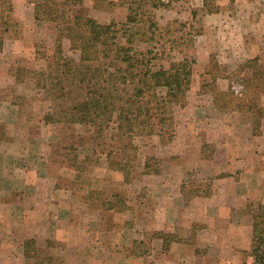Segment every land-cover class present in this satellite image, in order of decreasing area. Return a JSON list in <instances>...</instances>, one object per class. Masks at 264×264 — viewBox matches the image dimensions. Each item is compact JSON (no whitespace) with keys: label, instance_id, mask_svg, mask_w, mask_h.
Masks as SVG:
<instances>
[{"label":"rangeland","instance_id":"1","mask_svg":"<svg viewBox=\"0 0 264 264\" xmlns=\"http://www.w3.org/2000/svg\"><path fill=\"white\" fill-rule=\"evenodd\" d=\"M137 1L84 0L77 8L101 22L126 19L131 11L136 12L138 18L143 19L140 26L146 36L152 35L149 23L155 22L158 26L155 39L139 43L140 47L153 46L154 52L165 62L171 57L179 60L184 56L193 60V80L185 101L169 106L176 126L174 140H171L173 146L170 141H162L156 132H142L133 136L134 148L124 149L128 137L118 135L116 122L101 130L99 124L46 121L48 112L68 104L67 97L55 96L60 92L57 77L48 74L45 80L54 91L43 85L44 80L38 83L43 76L39 72L49 71L48 63L55 53L56 24L37 20L32 0H12V25L0 47V176L10 168L2 151L4 139L34 140L32 152L45 158L40 161L48 163L58 188L72 190L69 207L76 213L72 220L79 219V223L70 226L72 233L80 229L89 233V228L92 231L94 225L90 227V224L95 217L105 221L95 233H108L105 230L111 229L112 221L126 212H138V199L134 202L127 189L117 191L115 188L120 185H129V190H139L141 198L150 195V199L160 195L162 183H193L198 185L196 190H206L220 171L219 164L229 147L226 140L212 139L228 140L230 135L237 134L253 135L262 140L264 136V81L263 90L255 88L249 96L257 104L252 110H233L235 101L229 103L228 110L219 108L211 89L214 84L217 89L231 88L239 94L246 89L243 76L254 73L252 66L242 70L244 63L258 56V67L264 68V0H216L220 5L218 12L199 10L196 14L193 11L202 7L203 0H173L169 6H154L155 0H147L140 6ZM63 48L66 58L79 60L80 52L72 47L69 39L63 40ZM212 68L217 74L215 83L212 82ZM74 90L80 95L86 91L85 88ZM259 108L261 116L256 115ZM112 149L114 159L127 153L131 164L127 179L122 171L113 168L112 159L107 155ZM177 150L182 151L174 153ZM151 156L155 157L150 160L152 168L160 167V173L144 171V164ZM26 163L30 169L43 167L36 160ZM200 191L196 194L187 191L184 197L204 195ZM4 197L0 205V264H64L68 258L52 253L61 251V241L26 238L22 224L15 222L8 213ZM143 203L147 207V201ZM259 203L262 201L251 200L248 211L256 213ZM197 227L205 228L202 223ZM23 239L25 244L30 239L35 240L27 247L26 258L18 254ZM251 242L248 241L249 248ZM138 248L142 251L144 245H138L136 252Z\"/></svg>","mask_w":264,"mask_h":264},{"label":"crops","instance_id":"2","mask_svg":"<svg viewBox=\"0 0 264 264\" xmlns=\"http://www.w3.org/2000/svg\"><path fill=\"white\" fill-rule=\"evenodd\" d=\"M257 139L237 134L228 140L212 139L226 140L229 147L219 164L220 171L206 190H196L198 185L193 183H162L160 195L150 199V195L141 198L140 191L129 190V185L116 187L117 191L132 193L140 208L112 221L111 229L105 230L108 233H95L105 224L96 217L90 224L96 231L92 233L89 228V233L82 229L72 233L70 226L79 219L72 220L76 213L69 207L71 188H58L48 163L40 161L45 158L32 152L34 140L4 139L2 151L10 168L0 176V205L5 196L8 213L22 224L26 238L60 240L61 251L52 253L68 258L64 264H257L248 244L253 237L254 213L247 208L251 200L264 204V136ZM28 160H36L43 167L30 169ZM187 191L204 195L185 199ZM198 223L205 228L199 229ZM119 229L122 232H114ZM21 243L18 254L26 258L25 240ZM138 245L144 248L136 252Z\"/></svg>","mask_w":264,"mask_h":264},{"label":"trees","instance_id":"3","mask_svg":"<svg viewBox=\"0 0 264 264\" xmlns=\"http://www.w3.org/2000/svg\"><path fill=\"white\" fill-rule=\"evenodd\" d=\"M173 0H155L154 6H169ZM34 15L37 20H46L56 24L57 37L53 59L48 63L49 71L39 72L43 75L38 83L48 74L57 77L59 97H67L68 104L48 112L46 121H65L99 124L100 129L116 122L119 136L127 135L124 149L134 148L132 138L142 132L160 135L162 141H171L176 132L174 116L169 111L171 103H181L193 80V60L188 56L182 59L169 58L161 61L159 53L153 46L140 47L141 42L153 41L158 26L149 23L152 35L146 36L143 30V19L131 11L126 19L101 22L94 17L83 14L78 6L84 0H32ZM139 5L147 0H138ZM208 13L218 12L220 5L216 0H203L201 8L195 9ZM14 11L12 0H0V47L4 35L9 31ZM155 25V26H154ZM69 39L72 47L79 50V60L66 58L63 40ZM259 57L248 59L243 67L252 66V76H243L246 89L239 94L231 88L217 89L211 84L214 101L223 110H252L256 102L249 98L256 89L263 90L264 68L258 67ZM218 71L217 68L214 67ZM212 68V82L216 81V70ZM54 85V84H53ZM85 88L80 95L74 89ZM53 91L55 88H52ZM57 92V91H56ZM74 93V96L73 94ZM248 99V100H247ZM66 101V100H65ZM63 101V102H65ZM257 116L262 115L259 108ZM114 150L107 155L112 159L115 170L122 171L127 179L130 176L131 164L127 153L113 158ZM154 156L148 157L144 164L146 173H159L160 167L152 168L150 163ZM259 210L254 213L253 237L250 251L257 264H264V204L259 203ZM35 240L26 241L28 248Z\"/></svg>","mask_w":264,"mask_h":264}]
</instances>
